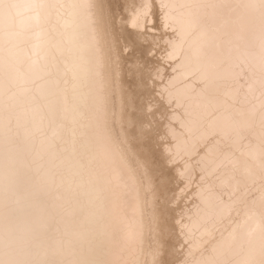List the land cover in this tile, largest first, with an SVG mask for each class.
I'll use <instances>...</instances> for the list:
<instances>
[{
	"label": "bare ground",
	"instance_id": "bare-ground-1",
	"mask_svg": "<svg viewBox=\"0 0 264 264\" xmlns=\"http://www.w3.org/2000/svg\"><path fill=\"white\" fill-rule=\"evenodd\" d=\"M154 1L164 150L194 199L179 264H264V0ZM151 3L0 0V264H159L151 177L119 128V54L155 30Z\"/></svg>",
	"mask_w": 264,
	"mask_h": 264
},
{
	"label": "rangeland",
	"instance_id": "rangeland-1",
	"mask_svg": "<svg viewBox=\"0 0 264 264\" xmlns=\"http://www.w3.org/2000/svg\"><path fill=\"white\" fill-rule=\"evenodd\" d=\"M112 1L113 14L124 16L129 0ZM143 1L133 0L136 5ZM150 1L155 30H146L140 35L133 31L128 33L130 49L119 54L120 74L126 96L131 98V101L122 100L119 128L126 149L143 164L151 177L153 192L150 194L149 219L156 241L162 245L159 264H179L184 260L186 246L176 224L191 212L194 199L191 194L176 200L181 184L164 150L168 143L166 127L171 109L162 103L158 90L162 80L156 81L155 76L160 70L165 77L170 74V64L166 63V40L172 39L173 35L162 30V10L154 0ZM155 238L152 247L158 249Z\"/></svg>",
	"mask_w": 264,
	"mask_h": 264
}]
</instances>
